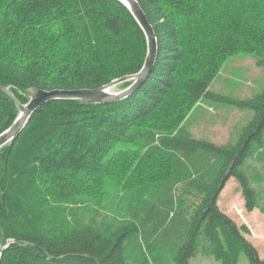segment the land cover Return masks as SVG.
Listing matches in <instances>:
<instances>
[{
  "label": "trees",
  "instance_id": "trees-1",
  "mask_svg": "<svg viewBox=\"0 0 264 264\" xmlns=\"http://www.w3.org/2000/svg\"><path fill=\"white\" fill-rule=\"evenodd\" d=\"M137 2L157 38L146 81L115 103H46L0 148L1 264H129L144 248L146 264H189L197 254L237 264L241 253L264 264L218 205L234 179L246 209L255 206L245 168L250 155L264 164V91L245 103L254 117L234 146L174 131L211 95L227 56L264 54V0ZM146 53L142 29L118 0H0V85L22 105L40 89H96L135 74ZM18 115L0 90V134ZM125 144L131 149L120 150ZM155 158L166 173L152 179ZM69 205L110 209L126 223L78 226Z\"/></svg>",
  "mask_w": 264,
  "mask_h": 264
},
{
  "label": "rangeland",
  "instance_id": "rangeland-1",
  "mask_svg": "<svg viewBox=\"0 0 264 264\" xmlns=\"http://www.w3.org/2000/svg\"><path fill=\"white\" fill-rule=\"evenodd\" d=\"M217 10L210 11L213 13ZM187 35L188 32H185L182 39L185 40ZM179 90L181 91L180 87ZM113 91L121 90L116 87ZM207 91L211 95L202 96L193 103L174 131L182 128L199 141L213 143L219 147L234 146L244 128L254 117L253 110L246 107L245 103L264 91V54L241 51L227 56L219 65ZM122 149L130 150L131 146L125 144L120 148ZM155 161V175L152 179H157L158 176L166 173L160 171L161 167L166 168V161L160 158H155ZM245 171L250 185L255 190L253 209H246L242 191L234 179L227 181L220 193L218 205L238 227L246 230L245 237L255 246L259 256L264 258V164H257L250 155ZM68 208L67 213L71 223L78 226L90 225L96 229L113 231L126 223L124 220L117 219L110 209H94L79 205H69ZM150 256L148 249L144 248L142 252L128 257V263L146 264L150 261ZM189 264L222 263L211 255L197 254L190 259ZM237 264L250 263L246 255L241 253Z\"/></svg>",
  "mask_w": 264,
  "mask_h": 264
},
{
  "label": "water",
  "instance_id": "water-1",
  "mask_svg": "<svg viewBox=\"0 0 264 264\" xmlns=\"http://www.w3.org/2000/svg\"><path fill=\"white\" fill-rule=\"evenodd\" d=\"M118 1L129 10L145 35L147 53L142 68L135 74L113 80L109 84L96 89H40L31 95L29 101L24 105L17 102L8 88L0 85V90L7 94L19 109V115L14 123L6 131L0 134V148L12 142L23 130L31 115L46 103L57 100H79L86 104L115 103L132 95L146 81L155 66L157 58L158 47L155 32L137 0ZM129 81H131V84L127 88L119 92L113 91L118 85ZM3 249L4 247L0 244V264Z\"/></svg>",
  "mask_w": 264,
  "mask_h": 264
}]
</instances>
